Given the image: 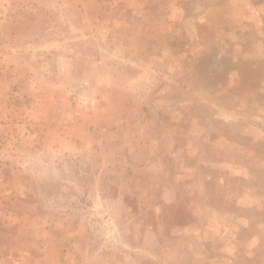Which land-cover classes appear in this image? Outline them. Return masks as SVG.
<instances>
[{
    "label": "rangeland",
    "instance_id": "obj_1",
    "mask_svg": "<svg viewBox=\"0 0 264 264\" xmlns=\"http://www.w3.org/2000/svg\"><path fill=\"white\" fill-rule=\"evenodd\" d=\"M0 264H264V0H0Z\"/></svg>",
    "mask_w": 264,
    "mask_h": 264
}]
</instances>
